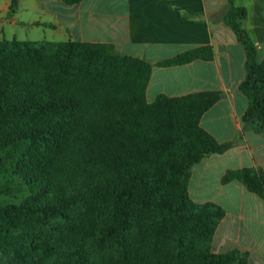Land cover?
<instances>
[{
    "label": "trees",
    "instance_id": "trees-1",
    "mask_svg": "<svg viewBox=\"0 0 264 264\" xmlns=\"http://www.w3.org/2000/svg\"><path fill=\"white\" fill-rule=\"evenodd\" d=\"M247 15L228 0L215 20L245 48L243 119L264 129V56ZM212 57L202 46L160 63ZM151 73L149 62L109 43L0 40V170L23 193L19 203L0 204V264H249L239 248L211 251L225 211L189 193L192 166L233 145L200 124L221 93L149 102ZM233 180L264 198V169H229L222 181Z\"/></svg>",
    "mask_w": 264,
    "mask_h": 264
},
{
    "label": "crops",
    "instance_id": "crops-1",
    "mask_svg": "<svg viewBox=\"0 0 264 264\" xmlns=\"http://www.w3.org/2000/svg\"><path fill=\"white\" fill-rule=\"evenodd\" d=\"M18 0L15 17L27 8ZM228 0H32L31 9L65 40L113 44L121 54L142 58L152 65L146 89L149 102L159 95H184L213 90L220 99L201 117L200 124L219 142H233L224 153L204 157L191 168L189 193L199 203L213 202L225 214L218 223L210 247L214 253L239 248L248 252L249 264H264V198L239 181L223 182L229 169H264V129L245 121L247 96L239 85L246 76V51L234 31L215 20ZM248 11L246 27L258 47L264 49V0H235ZM56 5L61 13L56 12ZM176 7L194 15L185 19ZM9 0L0 5L3 15ZM17 20V19H16ZM43 21L33 19L32 25ZM211 46V59H195L181 65L160 62L191 48ZM264 55V52H263Z\"/></svg>",
    "mask_w": 264,
    "mask_h": 264
},
{
    "label": "rangeland",
    "instance_id": "rangeland-1",
    "mask_svg": "<svg viewBox=\"0 0 264 264\" xmlns=\"http://www.w3.org/2000/svg\"><path fill=\"white\" fill-rule=\"evenodd\" d=\"M4 1L5 0H0V5L4 3ZM24 1V5L27 6V8L23 10L20 15L18 14L16 17L14 16L12 19H9L7 13L4 15L0 13V40L12 39L14 37L20 40H65L64 32L61 27L54 30L53 27L50 26L51 23L48 21H52V18L46 16L40 17L37 11L31 9L32 0ZM11 2L12 0H9V6ZM53 8L56 9V12L59 11L61 13V10H59L56 5H54ZM33 19H39L43 21L44 24L32 25L30 22ZM263 52L264 49L258 55L259 61H261L264 56ZM17 183L18 180L14 178L10 170H0V204L8 202L19 203L21 201L23 193L14 190ZM8 188H12L13 190L9 191ZM190 196L193 200L196 199V195L193 192Z\"/></svg>",
    "mask_w": 264,
    "mask_h": 264
}]
</instances>
